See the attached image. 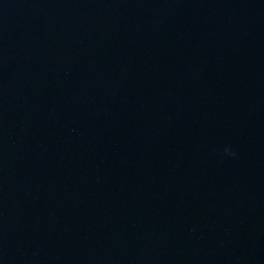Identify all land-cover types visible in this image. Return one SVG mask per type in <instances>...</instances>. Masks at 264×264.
<instances>
[{"label": "water", "instance_id": "95a60500", "mask_svg": "<svg viewBox=\"0 0 264 264\" xmlns=\"http://www.w3.org/2000/svg\"><path fill=\"white\" fill-rule=\"evenodd\" d=\"M0 264H264V0H0Z\"/></svg>", "mask_w": 264, "mask_h": 264}, {"label": "clouds", "instance_id": "9594fccd", "mask_svg": "<svg viewBox=\"0 0 264 264\" xmlns=\"http://www.w3.org/2000/svg\"><path fill=\"white\" fill-rule=\"evenodd\" d=\"M224 151H225L226 153H229V154L233 155V156L236 155V153L233 152V151L231 150V148H226Z\"/></svg>", "mask_w": 264, "mask_h": 264}]
</instances>
